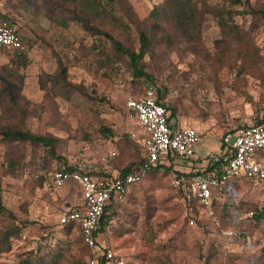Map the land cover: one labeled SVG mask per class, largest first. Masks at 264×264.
<instances>
[{
    "label": "rangeland",
    "instance_id": "obj_1",
    "mask_svg": "<svg viewBox=\"0 0 264 264\" xmlns=\"http://www.w3.org/2000/svg\"><path fill=\"white\" fill-rule=\"evenodd\" d=\"M99 1L102 13L89 14L88 30L73 4L0 0V21H11L23 45L0 57V96L3 82L13 80L22 98L16 107L0 99V131L17 126L56 140L52 157L45 147L0 136V234L19 230L0 264H85L78 231L57 225L58 214L80 203L78 191L52 189L33 174L48 178L79 165L115 173L137 164L143 151L130 134L140 129L126 103L149 85L175 111L174 123L200 134L192 158L172 160L181 173L205 169L221 156L226 131L264 115V17L250 11L264 0H193L202 18L194 40L169 19L154 28L151 12L168 0ZM96 29L133 51L147 33L140 68L149 78L134 77L128 58ZM263 192L251 182L230 183L213 208L190 214L167 174L151 173L123 200L103 239L124 264H264ZM227 230L240 237L229 240Z\"/></svg>",
    "mask_w": 264,
    "mask_h": 264
},
{
    "label": "built area",
    "instance_id": "obj_2",
    "mask_svg": "<svg viewBox=\"0 0 264 264\" xmlns=\"http://www.w3.org/2000/svg\"><path fill=\"white\" fill-rule=\"evenodd\" d=\"M22 50L21 36L16 27L9 21H1L0 56ZM126 109L141 129V137L130 134L143 147L145 162L139 168L111 180L94 178L91 170L80 165L70 172L59 170L48 176L53 188L63 187L68 182L80 187V204L58 214L57 225H75L81 240L91 251L85 264H124L116 260L114 252L98 235L100 220L109 206L122 202L131 188L154 170L164 173L173 168L169 174L170 185L181 190L183 206L190 214L195 209H211L213 200L218 199L230 183L247 181L262 186L264 191V116L257 125L246 124L227 131L223 136L224 152L214 160L216 170L179 172L177 176L172 160L185 161L194 156L200 141L198 131L189 126H174L170 113L158 103L157 90L153 85L146 87L137 98L129 99ZM111 156L115 153L112 152ZM33 175L36 179L45 176L40 172ZM224 235L229 240L240 237L235 230H227Z\"/></svg>",
    "mask_w": 264,
    "mask_h": 264
},
{
    "label": "trees",
    "instance_id": "obj_3",
    "mask_svg": "<svg viewBox=\"0 0 264 264\" xmlns=\"http://www.w3.org/2000/svg\"><path fill=\"white\" fill-rule=\"evenodd\" d=\"M47 1L50 3H53V1H55V0H47ZM58 1H59V4H62V5H64V3H66V2L75 5L77 7V11L79 14V17H77V18H80V21L82 22L83 26L88 30L93 29L89 24L90 23L89 22V14L95 13V15L96 14L98 15V14L102 13V11L100 9H102L103 3L100 2L99 0L98 1L97 0H58ZM231 2L233 4H236V3H240V0H231ZM250 11H251V13H255L261 17H264V7L262 9L257 10V11H254L252 9ZM78 14H76V16ZM150 19L152 20L154 28H158L157 26L159 25L160 19H162V20L163 19H169L173 23L174 27L181 33V35L188 40L196 39V37L198 36L199 31H200L199 30L200 29V21L202 22L201 13H200V11H198L197 5L195 4V1H193V0H168L164 6L155 7L152 10L151 15H150ZM4 20L9 21L11 23V21L8 19H4ZM94 32L97 35H101L105 39H107L112 44L113 49L118 54H121V55L128 58L130 68L132 70V74L134 77L146 78V79L149 78L145 73L142 72V70L140 68V62L144 58V56L146 55L147 47L149 45V38L147 36V33L143 32V31L139 33V38H138L139 49H138V51H133L129 48L124 47L118 40H115L113 37H111L110 35H108L107 33L103 32V31H99L98 29H96V31H94ZM21 41H22V39H21ZM17 52H19V51H17ZM60 74L61 75L65 74L63 69L60 70ZM56 78L57 77L55 76L54 80ZM157 94H158V103L166 108V110L170 113V120L174 121L175 111L163 103V96L160 92H158V90H157ZM0 99L2 100V102L6 101L8 103H11V105H15V107H16L17 103L21 102V100H22L20 85L17 83H14L13 80H5L3 82L2 95L0 96ZM263 116H261V117H263ZM260 120H261V118L257 119L254 122V124L257 125V124L261 123ZM175 125H176V123H175ZM103 132H106L108 134V136H113V134L110 130L104 129ZM226 133H227V131L221 137V148L222 149H224L223 136ZM0 136L2 137V139L4 141L29 143L32 146L45 147L48 149V152L52 157H56V155H55L56 140L52 137L34 135V134L26 131L24 128L17 127V126H10L8 128H3L0 131ZM131 140L134 141L135 143H137L143 151V147L139 142H137L135 139H132V138H131ZM112 152L115 153V151H112ZM111 153H110V156H111ZM116 157H117L116 153H115V156H113V157L111 156L112 159H115ZM144 162H145V158H144V154H142V156H141V158H139L137 164L135 162H131L126 167L121 168L120 170H117L115 173H109V172L94 173V172H92L91 175L97 179L111 180L114 176L121 177V176H126V175L130 174L132 171L139 168ZM74 168H75V166H63L60 169L54 170L53 172L59 171V170H63L65 172H70ZM215 168H217V163L213 162V166L209 165L208 169L205 171L212 172V171H214ZM171 171H173V168H170L169 170L164 172L167 174L169 180H170L169 174ZM36 172H39V171H36ZM155 172H158V170H154V171L150 172L149 174L155 173ZM149 174L147 175V177L149 176ZM175 174L178 176L180 173L175 172ZM35 180L37 182H39L40 184L48 183V185L52 189H61V188H64L65 186H72V187L76 188V190L78 191L79 201L81 200L80 187L74 182H68L63 187H60V188H53L50 185L49 178H47L45 176H42L38 179L35 178ZM139 184L134 185L131 188V191L133 190L134 187L138 186ZM175 190H176V192H177V194L180 197L181 202H182L183 195H182L181 190L180 189H175ZM131 191H130V193H131ZM130 193H128L124 197V199ZM217 200L218 199L213 200L211 208H213V206L216 204ZM122 202H119L117 204H112L111 206H109L105 210V212H104V214L100 220L99 229H98V235L101 238L105 237L106 231L109 228L112 217L114 216V214L116 213L118 207L121 205ZM0 204H1V202H0ZM182 204H183V202H182ZM78 205H75V207H70L69 209L76 208ZM0 212H4V209L2 208L1 205H0ZM255 217L257 220H260L262 218L261 215L255 216ZM63 228L66 229L67 231H71V230L77 231V228L73 224L65 225V226H63ZM18 233H19V230L17 228H8L0 234V254L7 250V248H5V247H8L10 239L17 237ZM78 239H79L80 243L82 244V246L87 250L88 257H90L91 256L90 249L83 243V241L81 240L79 235H78ZM116 260L122 261V258L119 256H116Z\"/></svg>",
    "mask_w": 264,
    "mask_h": 264
},
{
    "label": "crops",
    "instance_id": "obj_4",
    "mask_svg": "<svg viewBox=\"0 0 264 264\" xmlns=\"http://www.w3.org/2000/svg\"><path fill=\"white\" fill-rule=\"evenodd\" d=\"M3 21V20H2ZM1 22V21H0ZM1 57V56H0ZM174 126H180V125H178L177 123H176V125H175V123H174ZM139 127V126H138ZM140 129V128H139ZM141 135V129H140V134L138 135V136H140ZM222 149V148H221ZM223 152H224V149H222V154H223ZM221 154V155H222ZM219 158V157H218ZM217 159V158H216ZM214 160L215 159H209L208 160V164H207V167L205 168V169H201V170H207L208 169V166L210 165V166H213V162H214ZM179 168V167H178ZM178 168H176L177 170L175 171V172H179L178 170ZM197 170H199V169H197ZM214 170H216V168L214 169ZM208 172V171H207Z\"/></svg>",
    "mask_w": 264,
    "mask_h": 264
}]
</instances>
